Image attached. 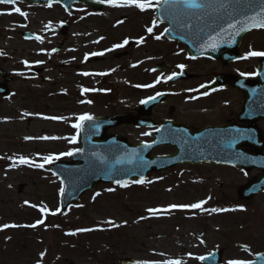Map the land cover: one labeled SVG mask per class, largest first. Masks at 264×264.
I'll return each instance as SVG.
<instances>
[{"label": "flooded vegetation", "instance_id": "obj_1", "mask_svg": "<svg viewBox=\"0 0 264 264\" xmlns=\"http://www.w3.org/2000/svg\"><path fill=\"white\" fill-rule=\"evenodd\" d=\"M92 1L102 4L100 11L84 2L73 4L67 11L53 1L0 4L7 11L16 7L58 8L63 14L48 19L46 34L32 29L34 26L26 20H15L8 33L0 37V112L4 115L0 125L12 126L14 136H8V140L16 137L30 141L35 137H17L21 125L35 133L37 123H53L58 133L77 134L74 125L81 122L78 118L82 115L104 118L120 114L127 115L131 122L107 132H119L133 144L163 141L151 152L160 157L176 151L170 141L180 146L185 143L184 147L189 148L203 134L196 136L205 132L211 158L219 149L223 152L222 162L214 158L151 171L144 183L180 189L179 195L173 196L179 205H186L188 200L204 201L212 202V208L223 209L220 215L253 214L254 222L232 231L247 232L234 248L245 261L258 257L264 261V69L259 70L264 56H246L249 51L264 52V38L262 43L250 38L255 32L264 33V29L244 33L239 47L229 56L219 58L223 50L217 57H195L181 41L168 37L166 22L157 20L156 8L163 0L159 4L152 0L153 6L143 11L135 4L117 6ZM187 31L182 25L170 34L181 35L184 40ZM119 44L124 46L113 47ZM174 72L176 76H172ZM37 114L43 116V121L39 122ZM137 119L141 126H136ZM191 170L196 174L190 175L187 182L175 176ZM168 175L171 178H163ZM186 190L190 191V199ZM205 203L194 210L207 213L210 206ZM217 233L223 238L222 230ZM208 234L207 229L198 233L176 229L157 237L163 242L154 253L147 250L139 258L133 252H123V256L134 258L137 263L132 264H196V259L202 264L199 257L220 248L224 261L223 247L200 255L192 252L198 244L207 248L211 239ZM235 237L231 234L225 239ZM166 248L173 252L172 257L163 252Z\"/></svg>", "mask_w": 264, "mask_h": 264}, {"label": "rangeland", "instance_id": "obj_2", "mask_svg": "<svg viewBox=\"0 0 264 264\" xmlns=\"http://www.w3.org/2000/svg\"><path fill=\"white\" fill-rule=\"evenodd\" d=\"M20 9L27 15L0 8V12L5 13L2 12L4 18H0V37L8 33L7 29L15 20H26L30 26H34L32 29L46 34V28L50 26L48 19L63 15L58 8ZM250 38L262 43L264 33L255 32ZM56 116L59 115L56 113ZM3 117L0 112V120ZM36 118H39V122L44 119L41 114H37ZM37 126L36 134L24 130L23 125L19 126L21 133L17 137L35 136L30 141H23L16 137L15 140H8V136H14L12 126L0 125V226L15 225L0 227V264H118L123 252L129 255L133 252L141 258L147 250L151 252L161 247L163 239L158 242L157 237L167 236L176 229L194 233L207 229L208 238H211L209 245L203 249L198 244L192 252L200 255L223 247L225 260L222 264L230 260H244L234 244L241 242L247 232L232 231L239 227L245 228L255 221L256 216L251 213L220 215L212 211V202L205 203L206 207L210 206L205 214L194 208H171L170 205H179L173 196L179 195L180 190L172 185L167 188L164 184L152 186L148 182H129L126 187L102 184L87 192L67 210L56 212L61 186L58 178L49 170L52 161L45 163L43 157L52 155L65 160L68 155L60 154L73 151L78 143L76 139L74 142L71 140L73 136L76 138V134L58 133L53 123L47 125L40 122ZM42 126L48 128L42 130ZM20 157L26 158L29 163H20ZM37 164H43V167H36ZM194 174L195 170H191L175 176L183 183ZM171 176L163 178L169 179ZM18 186H21V191ZM184 188L191 189V186ZM187 193L190 199V191ZM195 203L188 200L186 205ZM41 208L47 211L41 212ZM149 209L158 211L152 213ZM177 209L184 214H179ZM37 220H43L44 223L35 228L29 227ZM219 230H222L223 238L217 233ZM231 234L236 237L225 239ZM163 252L169 257L173 256L168 248ZM195 263L199 264L197 259Z\"/></svg>", "mask_w": 264, "mask_h": 264}, {"label": "water", "instance_id": "obj_3", "mask_svg": "<svg viewBox=\"0 0 264 264\" xmlns=\"http://www.w3.org/2000/svg\"><path fill=\"white\" fill-rule=\"evenodd\" d=\"M17 1V0H15ZM32 3H48L55 1L61 4L65 10L71 9L73 3L86 2L95 6L99 11L101 4L86 0H27ZM206 3L208 6L202 9L187 8L183 4L174 3L169 0L167 4L163 1L157 8L158 20L169 24L168 31H176L183 25V29L188 31L181 35L171 36L185 43L189 51L194 56L211 55L218 56L217 53L225 50L219 56H229L237 50L241 35L251 30V17L264 19L261 13V0H197ZM251 3L252 6L248 7ZM224 7L221 8L220 5ZM212 11V16L210 15ZM234 23L237 29L245 28L238 35H234V30L228 28V24ZM223 29V31H221ZM232 35V37H230ZM230 37V38H229ZM212 38H215L213 41ZM231 40V43H229ZM215 42L216 47L212 48L211 43ZM264 68V59L261 62V69ZM129 120L124 115H117L113 118H94L93 120H83L79 127L77 141L80 143V151H74L70 155L71 163L54 161L50 170L60 178L63 192L60 193L59 208L65 210L69 205L76 203L87 191L92 190L98 183L117 184L116 180L126 181L136 178L145 179L150 170L160 171L169 169L181 162H203V160H223L221 152L217 149L211 158L207 147L206 133L203 137L189 148H179L176 143L171 142L177 153L170 157H152L149 153L155 146L162 142L151 145H133L121 134L106 135V129L115 125H125ZM140 124V123H138ZM196 136L199 138V136ZM194 146L199 148L195 152ZM258 182V181H257ZM256 182V183H257ZM242 190L241 192H245ZM222 251L212 252L207 255L203 262L205 264H219L221 262ZM127 263L125 259L120 260V264ZM253 264H264L257 260Z\"/></svg>", "mask_w": 264, "mask_h": 264}, {"label": "snow or ice", "instance_id": "obj_4", "mask_svg": "<svg viewBox=\"0 0 264 264\" xmlns=\"http://www.w3.org/2000/svg\"><path fill=\"white\" fill-rule=\"evenodd\" d=\"M102 2H106L108 4H111V5H130V4H135L136 7H138L140 10H145L147 8H150L153 6L152 4V0H102ZM155 2L157 4L160 3V0H155ZM165 4H167L169 2V0H164ZM174 3H178V4H183L185 5L187 8H191V9H202V8H205L207 7L208 5L206 3H203V2H197V0H173ZM0 3H8V4H13L15 3V0H0ZM261 3H262V6H261V13H264V0H261ZM252 4L249 3L248 4V7H251ZM221 8L224 7L223 4L220 5ZM13 11L17 12V13H20L21 15H27L26 13L22 12L21 9L19 7H16L13 9ZM251 27L252 28H259V27H264V19H257L256 16H252L251 18ZM155 23V22H154ZM248 25L245 24V28L247 27ZM228 28L230 29H233L234 30V35H238L240 31H244L245 28H240V29H237V25L234 24V23H230L228 24ZM147 31L149 33L152 32V28L149 27L147 29ZM167 31V29L165 30ZM221 31H223V29H221ZM156 39H160V36H157ZM213 41L215 40V38H212ZM124 43L126 44L127 43V40L124 41ZM229 43H231V40H229ZM124 45L123 44H119V45H114L113 47L114 48H119V47H123ZM210 46L212 48H215L216 47V43L213 42L210 44ZM55 51V49L53 50ZM98 54H102V53H92V55H98ZM246 56H264V52H257V51H249ZM178 67L180 68H183L184 65H179ZM255 73H253L252 75H254ZM84 75H89V73H84ZM177 73H172V76H176ZM241 75H245L244 73H241ZM172 76L168 77V79H171ZM159 80V78H158ZM158 82V81H157ZM152 85H144L143 87H151ZM84 91H88L87 89H84ZM207 93H205L206 95ZM157 96L159 95H162V93H157L156 94ZM148 99H155V97H149ZM141 103H146V101L142 100ZM53 119H58L56 117H53ZM80 121H83V120H90L92 119L91 116L85 114V115H82L78 118ZM74 127H76L77 129H79L80 127V124L77 123L76 125H74ZM147 135V133H145ZM45 137H41V139H44ZM30 139V138H29ZM75 136H73L71 138V140L74 142L75 141ZM76 151H80L79 149H77ZM72 152H68V153H61L60 155H71ZM54 159H59V156H52V155H49V156H45L43 157V160L45 163H50L52 160ZM20 163H29V161L24 158V157H20ZM36 167H43V164H37ZM116 183L117 184H120L121 186H127V182L126 181H121V180H116ZM135 183H144L143 179L139 180V181H135ZM61 192H63V188H61L60 190ZM108 191H112V189H108ZM27 203V201L25 202ZM205 202L204 201H200L199 203H195V204H191V205H170L169 207L171 208H176V207H181V208H201V206L204 204ZM223 209H218V208H214L212 209V211H215V212H219V211H222ZM41 212H46L47 209L46 208H41L40 209ZM60 209L57 208L56 209V212H59ZM150 212L152 213H155L156 211H158V209H149ZM55 214V213H53ZM44 221L43 220H37L34 224L32 225H29V227H33L35 228L38 224H43ZM109 223H111V221H109ZM0 227H3V228H8V227H15V225H8V224H5V225H2ZM77 231H89V229H78ZM43 255V254H41ZM198 259H205L204 257H199ZM37 264H39V262H37ZM167 264H180L179 261H169L167 262ZM227 264H253L252 261H245V260H230L227 262Z\"/></svg>", "mask_w": 264, "mask_h": 264}]
</instances>
